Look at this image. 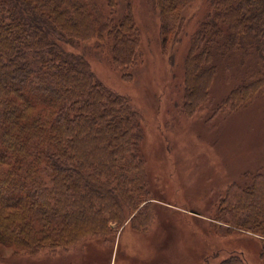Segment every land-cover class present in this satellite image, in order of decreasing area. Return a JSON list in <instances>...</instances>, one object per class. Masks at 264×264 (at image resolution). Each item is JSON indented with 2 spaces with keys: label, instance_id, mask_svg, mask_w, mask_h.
<instances>
[{
  "label": "trees",
  "instance_id": "trees-1",
  "mask_svg": "<svg viewBox=\"0 0 264 264\" xmlns=\"http://www.w3.org/2000/svg\"><path fill=\"white\" fill-rule=\"evenodd\" d=\"M151 1L168 54L195 0ZM208 8L184 59L190 116L234 113L264 95V0H209ZM89 40L108 47L132 80L141 34L130 0H0V247L15 254L70 249L153 219L142 113L68 48ZM238 52L257 66L213 105L217 60ZM249 178L227 190L215 219L259 234L264 261V170ZM218 264L252 263L233 253Z\"/></svg>",
  "mask_w": 264,
  "mask_h": 264
},
{
  "label": "rangeland",
  "instance_id": "rangeland-1",
  "mask_svg": "<svg viewBox=\"0 0 264 264\" xmlns=\"http://www.w3.org/2000/svg\"><path fill=\"white\" fill-rule=\"evenodd\" d=\"M100 3L105 0H99ZM141 34L140 56L125 80L108 47L89 40L69 49L83 53L110 88L130 96L142 113L148 188L153 219L146 228L128 223L114 236L88 237L70 249L15 254L0 247V264H218L233 253L264 264L259 234L215 219L234 184L264 170V95L234 113L209 108L190 116L183 111L184 59L193 32L209 10V0L186 9L181 41L165 54L160 15L151 0H130ZM127 2L120 6L121 14ZM173 54L175 64L170 62ZM241 52L217 60L213 105L257 66Z\"/></svg>",
  "mask_w": 264,
  "mask_h": 264
}]
</instances>
